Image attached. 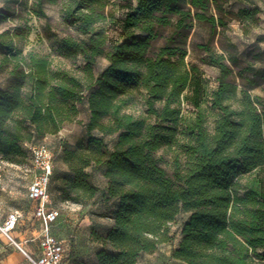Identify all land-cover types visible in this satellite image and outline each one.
<instances>
[{
  "label": "trees",
  "instance_id": "1",
  "mask_svg": "<svg viewBox=\"0 0 264 264\" xmlns=\"http://www.w3.org/2000/svg\"><path fill=\"white\" fill-rule=\"evenodd\" d=\"M119 1L125 12L112 42L104 29L113 17L109 0H32L46 19L45 6L60 4L65 25L82 35L59 45L83 57L84 82L54 73L45 58L15 54L12 40L0 35V52L13 63L11 83L0 90V161H30L26 144L56 134L86 97L84 141L63 143L59 155L48 146L54 154L48 192L80 206L110 203L99 215L112 224L104 233L90 231L97 264H138L175 240L169 225L181 213L188 217L171 264H264V180L256 175L264 166V90L263 97L250 94L264 84V68L241 61L225 35L230 20L252 28L258 9L234 12L226 9L230 0ZM189 47L217 69L214 89L196 65L187 67ZM100 57L108 63L94 76ZM254 60L264 63V55ZM132 90L143 92L153 123L123 113L122 96ZM184 103L193 108L190 116L182 113ZM112 135L110 149L105 136ZM173 145L180 152L169 171L158 152ZM57 156L65 169L56 168ZM97 170L103 187L92 181Z\"/></svg>",
  "mask_w": 264,
  "mask_h": 264
},
{
  "label": "rangeland",
  "instance_id": "2",
  "mask_svg": "<svg viewBox=\"0 0 264 264\" xmlns=\"http://www.w3.org/2000/svg\"><path fill=\"white\" fill-rule=\"evenodd\" d=\"M109 1V8L112 11L113 17L109 18V21L104 24V29L109 40L113 42L118 37L119 23L125 9L123 8L124 2L119 0ZM240 8H257V23L248 31H245L238 21L230 20L225 32L226 38L236 46V53L241 61L253 64L258 69H263L264 63L254 60V55H264V2L262 0H230L226 5V9L234 12ZM44 12L48 17L47 19L38 17L33 10L32 0H19V3L14 2L13 4H5L0 0V35L4 34L3 41L8 42L9 39L12 40L15 54L19 53L21 56L26 57L29 53H32L38 57L45 58L49 62L50 70L54 73H67L84 82L86 71L83 57L81 55H69L63 52L59 45V41L63 37L72 36L82 39V35L74 27L65 25L62 20L60 4L47 5ZM107 63V60L103 57L97 58L96 63L92 67L93 75L97 76ZM185 63L188 68H190L191 64L196 65L201 78L208 84V89L212 90L215 88L217 69L204 62L203 54L189 47ZM12 66L13 63L11 61L6 62L0 52V90L9 87ZM263 90L264 84L251 90L250 94L254 97H263ZM142 95V91L132 90L127 95L122 96L127 99L123 113L131 114L136 118H144L148 122L153 123L154 118L146 113ZM239 96L240 92L238 91L237 97ZM192 112V106L184 103L182 106L183 115L190 116ZM88 116V102L85 97L82 104H77L76 115L64 121L56 134L46 136L42 142L49 146L56 155H59L63 143L74 145L77 142H83L84 126L88 120ZM212 127V120L209 119L207 128L211 131ZM94 134L98 133L94 132ZM105 141L111 149L115 142V136H105ZM179 152L178 147L174 145L172 147H163L158 152L163 157L167 170L170 171L172 158L174 154ZM19 161L18 163L0 161V213L4 215L15 210L27 213L30 207L27 190L31 180V174L28 172L31 163L27 158L20 159ZM10 164L15 165L11 166ZM55 166L58 169H65L59 156H57ZM256 175L264 180V166L256 172ZM91 178L97 186H104V178L99 170L93 171ZM246 181V178H243L241 184H244ZM49 199L52 206L66 219H68L69 214L76 213L77 211L76 205L61 201L57 198V193L54 191H50ZM89 205L83 206V208H86V212L88 210L106 213L111 206L110 203L97 200L91 202V205ZM187 217V214L181 213L169 225L170 233L174 235L175 239L179 238L181 226ZM85 257L87 264H90L89 256ZM144 258L140 264H153L156 262L150 256Z\"/></svg>",
  "mask_w": 264,
  "mask_h": 264
},
{
  "label": "crops",
  "instance_id": "3",
  "mask_svg": "<svg viewBox=\"0 0 264 264\" xmlns=\"http://www.w3.org/2000/svg\"><path fill=\"white\" fill-rule=\"evenodd\" d=\"M29 201L30 207L27 213H22L19 210L13 211L19 213L18 221L11 232L15 243L0 233V264H28L21 250L33 257L40 255L39 239L44 233V224L34 217L36 203L30 199ZM76 209V213L69 214L68 219L59 214L57 221L49 229L50 234L61 240L65 246V258L60 264H83L86 262L85 256L87 255L90 264H97L95 252L99 245L90 238L91 228L104 233L112 221L109 218H102L99 211L87 210L86 212V208L80 205H76ZM10 213L5 215L0 213V225ZM78 216L80 217L76 218ZM176 245L177 239L170 244L161 245L153 254L144 255L138 264L146 256H150L152 260L156 261L153 264H171V251Z\"/></svg>",
  "mask_w": 264,
  "mask_h": 264
},
{
  "label": "built area",
  "instance_id": "4",
  "mask_svg": "<svg viewBox=\"0 0 264 264\" xmlns=\"http://www.w3.org/2000/svg\"><path fill=\"white\" fill-rule=\"evenodd\" d=\"M31 166L29 173L31 180L28 185L27 196L36 203L34 217L44 224V233L39 239L40 255H32L21 250L28 264H60L65 258L64 243L50 234V227L57 221L59 212L52 206L49 199V183L53 173V151L44 143L26 144ZM19 213H10L0 225V233L15 243L11 232L18 221Z\"/></svg>",
  "mask_w": 264,
  "mask_h": 264
}]
</instances>
